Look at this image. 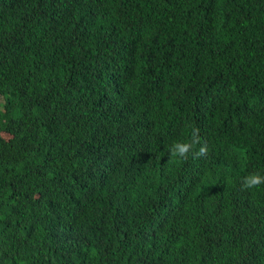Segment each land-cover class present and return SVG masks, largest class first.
Instances as JSON below:
<instances>
[{
    "label": "trees",
    "instance_id": "trees-1",
    "mask_svg": "<svg viewBox=\"0 0 264 264\" xmlns=\"http://www.w3.org/2000/svg\"><path fill=\"white\" fill-rule=\"evenodd\" d=\"M0 96V264H264V0H0Z\"/></svg>",
    "mask_w": 264,
    "mask_h": 264
},
{
    "label": "clouds",
    "instance_id": "clouds-1",
    "mask_svg": "<svg viewBox=\"0 0 264 264\" xmlns=\"http://www.w3.org/2000/svg\"><path fill=\"white\" fill-rule=\"evenodd\" d=\"M75 3L80 6L81 0H75ZM126 43L128 46V56H129L128 64L131 65L133 62V58L136 57V59H138L139 71H141L142 73L146 72L147 74H152L153 72L156 71L153 69L156 66L160 67V65L163 63L164 53L162 51V44L153 39L151 28L146 26L143 20L131 19L129 20V22H127ZM167 73L168 76H170V72ZM108 82L113 87V83L111 79L108 80ZM0 101H2L1 96H0ZM41 133L44 135L51 134L50 131L47 129H42ZM160 141H162L163 143L174 142V141L167 142L164 139V136H161ZM205 144H206L205 135L201 132L199 133L198 129L193 128L190 138L185 142L174 143L173 145H171L169 152L173 158L181 162L187 161L190 156H192L193 158H200L206 156L207 154L213 156L215 161H217L218 160L217 155H215L212 152H209L212 146L207 147ZM81 158H83V155L81 156ZM228 168L230 169L231 167L229 166ZM223 180H222L223 197L220 206L216 208L217 210L224 208L230 198V194L227 189V182ZM183 185L184 184L182 182L174 183L172 185L170 193L180 198L184 190ZM261 185H264V175H261L259 173H251L249 175L245 174L243 176L241 190L244 191V190L255 189V192H257L256 188H259ZM251 198L252 197H250V195L240 193L238 197L237 196L235 197V202L237 206H240L248 202ZM235 222L236 221H234L233 223ZM157 230H161L165 234V237H159L154 235V233ZM147 234L152 235L150 240L155 242L165 239L166 236L170 234V230L169 229L164 230L158 225L151 224V226H149L147 229ZM210 256L212 257V259L215 261L216 264H221V254L213 253Z\"/></svg>",
    "mask_w": 264,
    "mask_h": 264
}]
</instances>
